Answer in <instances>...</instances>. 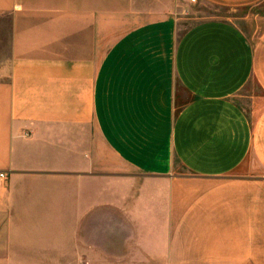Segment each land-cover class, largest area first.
Returning <instances> with one entry per match:
<instances>
[{
  "label": "crops",
  "instance_id": "crops-1",
  "mask_svg": "<svg viewBox=\"0 0 264 264\" xmlns=\"http://www.w3.org/2000/svg\"><path fill=\"white\" fill-rule=\"evenodd\" d=\"M183 5L0 0V264H264V11Z\"/></svg>",
  "mask_w": 264,
  "mask_h": 264
},
{
  "label": "rangeland",
  "instance_id": "rangeland-1",
  "mask_svg": "<svg viewBox=\"0 0 264 264\" xmlns=\"http://www.w3.org/2000/svg\"><path fill=\"white\" fill-rule=\"evenodd\" d=\"M197 0H184V19L182 21V31L186 30L190 26L197 24L198 22L204 21V20H210V19H220V20H226L231 19L235 21V14L238 16H245L248 13L251 12H258V11H264V2L261 3L259 6H256L254 8L245 9L243 11H240L239 13L231 12L228 9L220 8L216 6H212L209 4H198ZM263 30L259 32V38L262 40V33ZM258 34V33H257ZM256 34V35H257ZM263 47L261 46L260 50V56H259V68L264 70V51H262ZM261 86V83H253V86L255 88V91H258L257 87Z\"/></svg>",
  "mask_w": 264,
  "mask_h": 264
},
{
  "label": "built area",
  "instance_id": "built-area-1",
  "mask_svg": "<svg viewBox=\"0 0 264 264\" xmlns=\"http://www.w3.org/2000/svg\"><path fill=\"white\" fill-rule=\"evenodd\" d=\"M7 175L4 173H0V180L6 179Z\"/></svg>",
  "mask_w": 264,
  "mask_h": 264
}]
</instances>
